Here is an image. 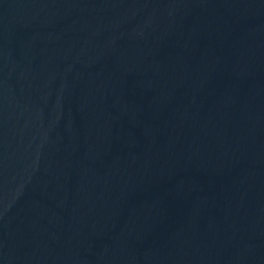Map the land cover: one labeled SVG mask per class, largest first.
Segmentation results:
<instances>
[{"label":"water","instance_id":"1","mask_svg":"<svg viewBox=\"0 0 264 264\" xmlns=\"http://www.w3.org/2000/svg\"><path fill=\"white\" fill-rule=\"evenodd\" d=\"M0 264H264V0H0Z\"/></svg>","mask_w":264,"mask_h":264}]
</instances>
